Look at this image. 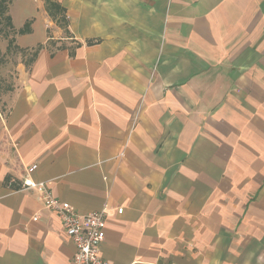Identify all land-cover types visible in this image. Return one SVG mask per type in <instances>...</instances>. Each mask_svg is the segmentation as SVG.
<instances>
[{"label": "crops", "instance_id": "0c3cea01", "mask_svg": "<svg viewBox=\"0 0 264 264\" xmlns=\"http://www.w3.org/2000/svg\"><path fill=\"white\" fill-rule=\"evenodd\" d=\"M7 9L23 58L3 119L0 264L75 251L26 179L79 214L106 206L112 264H264V0Z\"/></svg>", "mask_w": 264, "mask_h": 264}, {"label": "built area", "instance_id": "2783aa9c", "mask_svg": "<svg viewBox=\"0 0 264 264\" xmlns=\"http://www.w3.org/2000/svg\"><path fill=\"white\" fill-rule=\"evenodd\" d=\"M36 168L33 164L29 171ZM27 188L38 186V198L44 208L56 212L64 230L75 246L74 254L69 264H112L100 254V243L105 237L107 207L84 214H79L67 201L56 198L47 188L44 182L33 184L25 180ZM122 207L117 213L122 212ZM37 217L34 216V219Z\"/></svg>", "mask_w": 264, "mask_h": 264}, {"label": "rangeland", "instance_id": "374dc122", "mask_svg": "<svg viewBox=\"0 0 264 264\" xmlns=\"http://www.w3.org/2000/svg\"><path fill=\"white\" fill-rule=\"evenodd\" d=\"M8 2L3 3L6 8L0 12V146L4 142V116L13 92L16 64L22 57L21 52L11 37V17Z\"/></svg>", "mask_w": 264, "mask_h": 264}, {"label": "trees", "instance_id": "16d2710c", "mask_svg": "<svg viewBox=\"0 0 264 264\" xmlns=\"http://www.w3.org/2000/svg\"><path fill=\"white\" fill-rule=\"evenodd\" d=\"M6 1H7V0H0V12L3 11V10L6 8V6L3 5V3L6 2ZM53 5H54V4H53Z\"/></svg>", "mask_w": 264, "mask_h": 264}]
</instances>
